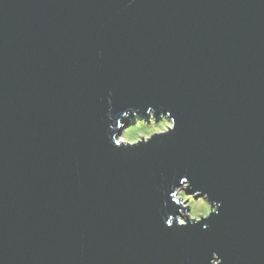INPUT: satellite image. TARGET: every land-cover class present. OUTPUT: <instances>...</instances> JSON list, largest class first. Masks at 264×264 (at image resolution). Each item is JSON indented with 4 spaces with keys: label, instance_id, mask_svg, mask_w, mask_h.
Listing matches in <instances>:
<instances>
[{
    "label": "water",
    "instance_id": "95a60500",
    "mask_svg": "<svg viewBox=\"0 0 264 264\" xmlns=\"http://www.w3.org/2000/svg\"><path fill=\"white\" fill-rule=\"evenodd\" d=\"M109 99L176 130L116 148ZM185 174L223 202L206 231L161 218ZM212 251L264 264V0H0V264Z\"/></svg>",
    "mask_w": 264,
    "mask_h": 264
},
{
    "label": "clouds",
    "instance_id": "9594fccd",
    "mask_svg": "<svg viewBox=\"0 0 264 264\" xmlns=\"http://www.w3.org/2000/svg\"><path fill=\"white\" fill-rule=\"evenodd\" d=\"M107 128L110 142L116 148L130 149L148 145L157 138L166 137L176 130L177 119L170 109H160L146 105L144 114L141 109L129 106L119 113L113 114L111 99L108 101ZM147 118H144V117ZM127 121V123H125ZM165 199L162 204L166 209L169 202H175L178 214H166L164 225L167 228L200 225L202 231L209 228L207 221L220 214L222 201L212 199L203 188H195L185 174L179 184L173 183L164 190ZM207 264H224V257L218 251H212Z\"/></svg>",
    "mask_w": 264,
    "mask_h": 264
},
{
    "label": "rangeland",
    "instance_id": "374dc122",
    "mask_svg": "<svg viewBox=\"0 0 264 264\" xmlns=\"http://www.w3.org/2000/svg\"><path fill=\"white\" fill-rule=\"evenodd\" d=\"M125 122H127V121H125Z\"/></svg>",
    "mask_w": 264,
    "mask_h": 264
}]
</instances>
